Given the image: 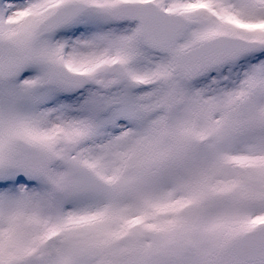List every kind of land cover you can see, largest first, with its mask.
Segmentation results:
<instances>
[{"label":"snow or ice","instance_id":"snow-or-ice-1","mask_svg":"<svg viewBox=\"0 0 264 264\" xmlns=\"http://www.w3.org/2000/svg\"><path fill=\"white\" fill-rule=\"evenodd\" d=\"M0 264H264V0H0Z\"/></svg>","mask_w":264,"mask_h":264}]
</instances>
